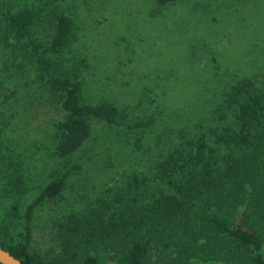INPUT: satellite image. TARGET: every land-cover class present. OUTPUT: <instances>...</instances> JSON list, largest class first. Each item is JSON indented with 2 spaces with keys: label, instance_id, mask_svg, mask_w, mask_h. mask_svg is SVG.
I'll return each mask as SVG.
<instances>
[{
  "label": "trees",
  "instance_id": "trees-1",
  "mask_svg": "<svg viewBox=\"0 0 264 264\" xmlns=\"http://www.w3.org/2000/svg\"><path fill=\"white\" fill-rule=\"evenodd\" d=\"M72 7L69 0H0V86L14 87L0 91V246L24 264H264V70L218 73L220 88L179 108L153 89L137 104L127 92L118 104L90 100L81 78L88 64L72 55ZM216 54L204 55L218 70ZM24 72L32 78L23 81ZM20 88L42 89L62 111L50 152L65 169L31 190L21 164L5 153L14 150L4 130L21 107L6 103ZM133 112L143 116L130 118ZM93 121L125 126L140 158L113 185L103 180L101 190L67 209L60 202L71 173L83 168L79 151L93 155ZM45 203L58 244L43 252L31 238L35 210Z\"/></svg>",
  "mask_w": 264,
  "mask_h": 264
},
{
  "label": "rangeland",
  "instance_id": "rangeland-1",
  "mask_svg": "<svg viewBox=\"0 0 264 264\" xmlns=\"http://www.w3.org/2000/svg\"><path fill=\"white\" fill-rule=\"evenodd\" d=\"M69 1L77 25L72 55L84 57L88 64L81 71L87 99L96 101L104 96L118 104L119 94L127 92L130 102L137 104L136 97L141 92L153 89L165 91L172 107L179 108L205 100L210 88H220L223 83L213 81L218 73L221 77L235 71L264 70V0H180L163 8L155 0ZM209 50L217 53L218 70L205 56ZM24 69L30 72L26 66ZM25 72L21 79L30 80L32 77L25 76ZM12 89V83L0 86V91L5 90L7 95ZM194 92L196 96L192 98ZM45 96L42 89L26 94L20 88L18 98L16 95L6 103L21 107L4 130L3 139L14 150L5 153L21 164L29 190L51 180L55 169L59 173L65 169L62 160L50 152L53 122L62 117V111L47 103ZM3 98L0 94V100ZM143 112L129 116L142 117ZM93 126L94 158L89 150L85 152L87 148L79 151L83 168L71 173L66 199L60 202L67 209L79 204L84 196L101 190L103 180L113 185L140 158L139 152H132L134 138L125 126L97 121H93ZM15 148L20 149V154ZM109 161L113 167H109ZM30 195L26 193L23 201ZM58 211L55 214L59 217L63 210ZM49 216L50 205L45 203L35 210L32 221L31 244L43 252L56 249L58 244L53 232L56 226L50 224Z\"/></svg>",
  "mask_w": 264,
  "mask_h": 264
},
{
  "label": "water",
  "instance_id": "water-1",
  "mask_svg": "<svg viewBox=\"0 0 264 264\" xmlns=\"http://www.w3.org/2000/svg\"><path fill=\"white\" fill-rule=\"evenodd\" d=\"M0 263L1 264H24L9 251L0 246Z\"/></svg>",
  "mask_w": 264,
  "mask_h": 264
}]
</instances>
